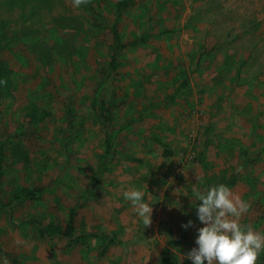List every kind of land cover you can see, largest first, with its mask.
<instances>
[{"label": "rangeland", "instance_id": "1", "mask_svg": "<svg viewBox=\"0 0 264 264\" xmlns=\"http://www.w3.org/2000/svg\"><path fill=\"white\" fill-rule=\"evenodd\" d=\"M115 1L0 0L13 80L0 102V264H192L204 226L193 187L219 184L250 205L240 223L264 234V0H137L119 29L144 41L95 90L110 43L96 13L110 21ZM101 90L111 127L92 108ZM37 186L40 199H13ZM131 190L151 204L149 227L124 198ZM71 209L77 234L112 235L106 253L100 238L41 237L24 222L63 228Z\"/></svg>", "mask_w": 264, "mask_h": 264}, {"label": "clouds", "instance_id": "2", "mask_svg": "<svg viewBox=\"0 0 264 264\" xmlns=\"http://www.w3.org/2000/svg\"><path fill=\"white\" fill-rule=\"evenodd\" d=\"M89 2L72 0V6L79 8ZM195 176L197 183L202 180V177ZM193 192L195 200L199 201L195 205L196 216L204 226L197 229V247H193L185 258L190 259L192 264H257L259 253L264 251V234L240 223L250 205L238 196H233L231 189L224 184L204 190L193 187ZM123 195L142 218L144 227H149L153 209L146 202L145 194L131 190L125 191ZM192 225L193 221L189 220L182 227L187 229Z\"/></svg>", "mask_w": 264, "mask_h": 264}, {"label": "trees", "instance_id": "3", "mask_svg": "<svg viewBox=\"0 0 264 264\" xmlns=\"http://www.w3.org/2000/svg\"><path fill=\"white\" fill-rule=\"evenodd\" d=\"M137 0H116L114 5V13L110 21L104 15V11H99L96 13V19L98 21H107V30L110 35V43H109V56L106 63V69L98 71V79L95 83V90H99V87L107 81L109 77L114 79L118 75L117 71V62L121 53L127 49L128 47H132L136 45L139 41H144V37L136 36L132 40H125L120 34L119 23L121 21L122 16L128 12L136 3ZM5 27V22H0V43L3 38V31ZM2 47L0 46V52L2 51ZM10 67L4 63V61L0 60V102L4 101V99L10 97V90L13 85V80L11 76ZM96 92V91H95ZM7 100V99H6ZM31 111L30 116L33 117V121L38 120L37 107L33 103L30 104ZM92 108L96 113V117L98 121L106 127L112 126V116H111V107L108 104L107 99L104 97L103 92H98V95L95 94L92 101ZM36 119V120H35ZM7 157V149L6 144L0 138V185L3 181L5 175V161ZM234 175L231 176V179L227 182V185H232L234 183ZM1 190V189H0ZM44 188L37 186L32 189L29 188H20L17 190L13 199L19 200H37L40 199L43 195ZM76 215L77 210L71 209L67 215V221L63 228H59L54 226L51 223H45L40 218L37 217H26L24 218V222L28 223L36 229L38 235L41 237L53 238L60 236L61 238H65L71 240L75 243H85L89 238L102 239V253H105L109 250L110 246L114 244V240L112 235L110 234H100L97 232H85V233H76ZM11 261L13 264H23L16 257H11ZM261 264H264V253L258 255V260ZM168 263L167 259H163V264Z\"/></svg>", "mask_w": 264, "mask_h": 264}, {"label": "crops", "instance_id": "4", "mask_svg": "<svg viewBox=\"0 0 264 264\" xmlns=\"http://www.w3.org/2000/svg\"><path fill=\"white\" fill-rule=\"evenodd\" d=\"M111 246H112V245H111ZM111 246H110V247H111ZM152 251H153V250H152ZM152 251H151V253H150V254H152V253H153ZM105 253H106V252H105Z\"/></svg>", "mask_w": 264, "mask_h": 264}]
</instances>
